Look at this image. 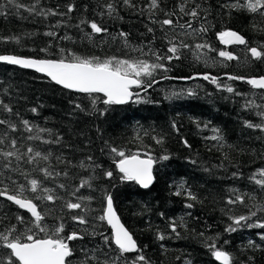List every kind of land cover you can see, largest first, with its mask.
<instances>
[{
    "label": "trees",
    "instance_id": "trees-1",
    "mask_svg": "<svg viewBox=\"0 0 264 264\" xmlns=\"http://www.w3.org/2000/svg\"><path fill=\"white\" fill-rule=\"evenodd\" d=\"M131 2L135 7L126 6L123 0H0V55L58 59L75 53L156 63L153 52L171 55L172 43L181 41L191 46L180 49L179 59L161 61L169 71L157 70L156 83L146 92L143 86L136 88L139 94L125 105H106L103 95L72 92L36 72L0 63V100L12 108L11 113L0 108V120L8 122L0 124V136L7 134L0 150L26 153L32 147L50 157L29 163L27 155L19 161L0 156V188L7 185L14 194L18 184L27 185L21 172L28 179L43 180V186L57 197L36 201L45 225L54 229L62 222V236L74 231L83 236L68 242L74 253L72 264H132L140 254L146 261L139 264H222L209 244L230 253L233 264H264V228L248 226L264 223V211H257L264 205V187L255 182L264 169V129L246 123L264 124L259 115L264 112V90L228 79L264 76V60L253 58L248 51L251 47L264 51V14L224 7L235 0H159L153 10L148 7L150 0ZM108 3L116 7L112 16L107 15ZM21 4L23 8L16 7ZM70 5L74 6L71 12ZM33 6L36 11L30 13L27 9ZM192 10L198 16L187 14ZM168 18L174 24L161 26ZM81 21H95L107 31L93 33L90 23ZM202 25L207 32L200 31ZM229 29L242 34L247 45L226 47L218 33ZM120 33L128 34L127 45ZM205 43L215 51L205 49L197 59L195 45ZM220 50L231 51L239 59L221 63ZM204 74L219 78L220 87L203 79ZM165 75L170 78L163 79ZM226 85L235 92H227ZM189 90L194 95H188ZM250 100L259 107H246ZM23 120L51 132L44 133L42 140H28ZM8 124L16 125V131ZM216 135L222 139H211ZM11 139L17 140L15 149ZM112 148L126 155H151L156 160L152 187L143 189L135 181L123 180L117 167L119 157ZM7 163L11 168L4 167ZM40 167L61 175L45 179ZM107 171L113 173L111 178L105 175ZM83 180H90L91 187H80ZM181 184L183 191L178 196L175 193ZM106 194L112 195L117 213L142 253H120L111 239L112 230L98 219L106 208ZM25 195L34 194L26 191ZM237 196L244 197L243 203H229ZM68 201L81 202L83 207L67 209ZM253 211L255 216L250 215ZM76 215H83L88 223L73 220ZM18 216L31 227L29 213L0 197V232L16 225L19 233H25ZM239 216L250 218L235 226L233 218ZM229 226L236 230L226 231ZM35 234L43 238L42 233ZM160 234L165 239L160 240ZM9 251L0 247L5 264Z\"/></svg>",
    "mask_w": 264,
    "mask_h": 264
},
{
    "label": "snow or ice",
    "instance_id": "snow-or-ice-1",
    "mask_svg": "<svg viewBox=\"0 0 264 264\" xmlns=\"http://www.w3.org/2000/svg\"><path fill=\"white\" fill-rule=\"evenodd\" d=\"M9 3H15V0H9ZM123 3L126 6L135 7L132 4L131 0H123ZM2 7V5H0ZM17 8H23L24 5H16ZM107 8V15L112 16L116 12V7L112 3L105 5ZM150 10L157 9L159 7V0H150L148 5ZM228 9L236 10H247L252 13L261 12L264 14V0H244L242 3L241 0H235L233 3L224 5ZM74 6L70 5L68 11L71 12ZM30 13L35 12V7H29L27 9ZM181 12L184 11V6L180 7ZM56 15L55 12L44 13L41 12L40 15ZM192 17L198 16V12L192 10L187 13ZM81 23H90V27L93 33L106 32L107 29L97 24L95 21L87 22L81 21ZM161 26L168 25L172 26L174 24L173 19L168 18L160 22ZM181 27H184L183 25ZM187 27H191V24H188ZM207 28L203 25L200 28L201 32H207ZM152 31V29H149ZM49 36H55L56 33L48 32L46 33ZM127 33H120V36L124 38L125 44L127 45ZM68 38V37H65ZM218 38L225 45H247V40L243 35L236 31L225 30L218 33ZM17 39L18 38H14ZM70 39V38H69ZM191 47L188 44H185L181 41L179 45L172 43V46L168 49L171 55L160 56L158 53H152L156 57V63H150L147 60H128L121 59L116 56L107 57L101 59L100 57L91 56L84 57L76 55L75 53L70 54V58L64 57L61 55V58L58 59H35V58H25L16 55H0V61L7 62L12 65H19L24 68L35 69L40 73H46L51 80L55 81L59 85H63L67 89H74L82 93H87L92 95L94 93H103L106 99L103 100V103L106 105L112 104H124L133 98L134 94L131 91L133 85L137 87H144L146 92L148 88H151L155 81L154 74L157 70H162L164 73H167L169 69L161 61H171L173 59H179V51L181 48ZM195 48L197 50V59L202 58L203 51L207 49L208 51H215L208 44H196ZM251 53V56L257 60H264V51H261L258 47H251L248 49ZM63 54L64 49L60 50ZM218 56L224 58L221 61H231L238 60L239 57H236L231 51L220 50ZM207 62V61H205ZM167 75L163 79H169ZM193 77H188L187 79H192ZM203 79L211 80L212 83L217 84V87H220L217 77H213L210 74H204ZM229 80H243L246 83L250 84L255 89H264V76L261 77H244V76H228ZM226 91L229 93L235 92V89L231 86H225ZM188 95H194L191 90L187 92ZM172 95H178L177 93H172ZM95 103V101L93 102ZM246 107H259L255 105L254 101H248L245 105ZM0 108H3L5 111L11 113L12 108L6 105L3 100H0ZM33 112L36 109H32ZM259 115L264 117V112H260ZM5 120H0V124H7ZM248 127H257L264 129V124L253 125L250 122H246ZM22 124L24 129L30 134L26 137L28 140H42L44 133H50L51 130L40 128L37 125H32L28 120H23ZM175 127V124H173ZM207 127V125H205ZM8 128L12 131H16V125L8 124ZM217 133L218 129L215 130ZM7 134L0 136V144L4 142ZM211 139L220 140L222 139L219 135L213 136ZM45 143H58L59 141H44ZM11 148L15 149L17 140L11 139L9 141ZM157 143H162V141H157ZM183 143L186 146L188 145L187 140H184ZM112 152L116 153L119 157L117 161V167L120 173L123 174L122 179L126 181H135L144 188H148L154 181L153 176V165L156 163V160L148 156L147 159H142L140 153H134L126 155L124 151H118L115 148L111 149ZM28 156L29 163H39L40 160L49 161L50 157L47 154H43L40 151H36L32 147H28L26 153H19L18 150L3 151L0 150V156L5 160H8L11 157H15L17 161ZM91 160V157L88 158ZM163 160L169 159L168 156L161 157ZM83 167V164H81ZM4 167L11 168V163H7ZM39 172L43 174L45 179H52L54 176L61 175V173H54L48 167H40ZM67 176V172L62 173ZM21 175H24L27 180V185L18 184L14 194H10L7 185L3 188H0V197H6L7 200L13 202L20 209L26 210L30 213V224L31 227L25 222L23 216H18L20 225H24L26 232L19 233L16 225H13L11 228L7 229L5 232H0V247H3L7 250H10L6 257V264H72L70 258L73 256V249L69 247V241H74L77 239H83V236L78 232H71L67 237L62 236L64 232L65 225L61 222L54 229L48 228L44 221L45 215L40 211V207L37 200H46L54 201L57 197L52 194V190L43 186V180L37 178L28 179V174L21 172ZM105 175L109 178L113 176L111 171L105 172ZM260 179L255 182L260 186L264 187V169L259 170ZM91 187L90 180H83L80 187ZM63 188L64 185H59ZM179 189L175 194L181 195L183 191V184L179 186ZM26 191H30L34 195L28 197L25 195ZM75 195V193H73ZM191 199L195 200L196 197L191 193H187ZM106 208L104 209V214L99 216L100 221H107L111 225L113 230L112 240L114 241L116 247L120 253H132V252H141L142 249L139 248L137 241L133 238L131 232L120 222L119 216L116 214V211L113 206V198L111 194H106ZM91 199L88 198H81ZM243 203L244 197L237 196L235 200L229 199V203L236 202ZM67 209H82L83 205L81 202L73 203L68 201L65 204ZM188 207H192L191 204ZM257 211H264V205L258 206ZM251 216H255L256 212L253 211L250 213ZM250 217L248 216H239L234 217V225L239 226L242 221H247ZM73 220L77 221L81 225L87 224L88 221L83 215H76L72 217ZM259 226L264 228V223H258L257 225H248ZM177 225L173 223L171 225L172 231H175ZM236 227L229 226L226 231H235ZM39 232L43 234V238H40L35 233ZM14 233H16L14 235ZM160 240L165 239L163 234L158 236ZM105 242H108L109 238L104 237ZM26 241V242H25ZM215 258L222 262V264H233V257L230 253L216 248L215 244L207 245ZM94 258V257H93ZM146 261V257L143 254H140L136 260L132 261V264H139V262ZM0 264H5V257L0 256ZM107 264V261L104 262Z\"/></svg>",
    "mask_w": 264,
    "mask_h": 264
},
{
    "label": "water",
    "instance_id": "water-1",
    "mask_svg": "<svg viewBox=\"0 0 264 264\" xmlns=\"http://www.w3.org/2000/svg\"><path fill=\"white\" fill-rule=\"evenodd\" d=\"M232 31H234V30H232ZM242 35V34H241ZM246 39V38H245ZM226 47H228V48H230V47H234V46H239V47H241V46H245V45H235V44H232V45H225ZM17 56V55H16ZM21 57H24V56H21ZM25 58H31V57H25ZM35 59H37V58H35ZM0 63H5V64H9V63H7V62H4V61H0ZM9 65H12V64H9ZM12 66H16V67H19V68H22V69H25V70H29V71H33V72H36V73H38V74H40V75H43V76H45V77H47L49 80H51V78L50 77H48L47 76V74L46 73H40V72H38V71H36L35 69H30V68H24V67H22V66H19V65H12ZM257 77H261V76H257ZM52 82H54L55 84H57L55 81H53V80H51ZM57 85H59V84H57ZM59 86H61V87H63V88H65L63 85H59ZM136 88H138L137 86H135V85H133L132 86V88H131V91L134 93V94H139L138 92H135V89ZM65 89H67V88H65ZM67 90H69V91H72V92H77V93H81V94H87V93H82V92H79V91H77V90H74V89H67ZM260 90H264V89H260ZM95 94H100V95H103L104 96V94L103 93H95ZM136 95H134L133 96V98L135 97ZM105 97V96H104ZM106 98V97H105ZM132 98V99H133ZM132 99L131 100H129L128 102H126V103H124V104H118V105H125V104H128V103H130L131 101H132ZM141 158L142 159H147L148 157H142L141 156ZM154 167H155V164L153 165V176H154ZM154 182H155V177H154V181H153V183L148 187V188H150V187H152V185L154 184ZM137 183V182H136ZM138 184V183H137ZM139 185V184H138ZM141 188H143V189H148V188H144V187H142L141 185H139ZM6 198V197H5ZM7 199V198H6ZM13 203V202H12ZM113 206H114V203H113ZM114 209H115V206H114ZM22 210H24V209H22ZM25 212H27L26 210H24ZM115 211H116V209H115ZM28 213V212H27ZM30 214V213H29ZM116 214L119 216V214L117 213V211H116ZM119 218H120V216H119ZM106 221V220H105ZM120 222L125 226V224L122 222V220H121V218H120ZM106 223H107V221H106ZM107 225L110 227V229L112 230V227H111V225H109L108 223H107ZM126 227V226H125ZM127 228V227H126ZM130 232V231H129ZM132 234V233H131ZM112 235H113V230H112ZM133 236V235H132ZM133 238H134V236H133ZM135 239V238H134ZM132 253H136V252H132Z\"/></svg>",
    "mask_w": 264,
    "mask_h": 264
}]
</instances>
